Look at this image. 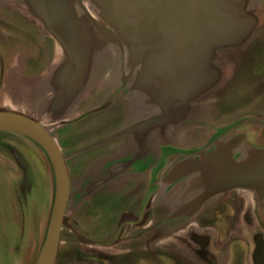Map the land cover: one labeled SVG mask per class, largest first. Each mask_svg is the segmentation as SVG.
<instances>
[{"label":"water","instance_id":"obj_1","mask_svg":"<svg viewBox=\"0 0 264 264\" xmlns=\"http://www.w3.org/2000/svg\"><path fill=\"white\" fill-rule=\"evenodd\" d=\"M25 2L60 44L66 79L43 119L1 110L0 132L23 134L49 158L55 175V194L36 264H57L70 174L50 127L60 123L84 89L92 56L110 45L125 53V65L136 72L135 88L163 111L160 117L145 122L148 131L168 125L179 115H187L191 103L220 78L219 70L213 66L216 53L242 46L253 34L258 20L247 11L249 0ZM187 176H193L190 191L201 192L192 204L194 210L208 199L232 190L250 191L264 200V147H254L243 136L218 139L209 153L204 151L181 161L160 183L167 187Z\"/></svg>","mask_w":264,"mask_h":264},{"label":"rangeland","instance_id":"obj_2","mask_svg":"<svg viewBox=\"0 0 264 264\" xmlns=\"http://www.w3.org/2000/svg\"><path fill=\"white\" fill-rule=\"evenodd\" d=\"M256 2L264 5V0H249L248 8L256 6ZM259 19L257 29L239 49L222 54L219 51L216 53L213 66L220 72V78L215 84L218 87L200 98L199 102H195L196 98L191 103L190 109L193 108L191 112L198 109L200 112L189 116L183 125L186 129L184 131L189 135L185 136L183 141L186 146H206L216 129H218L216 135L219 136L222 132L219 129L235 122L264 118V15L259 16ZM50 36L44 25L31 13L25 0H0V111L22 113L36 120L45 117L50 90L45 88L42 92L38 90L39 86L38 91L34 92V89L30 91V83L26 81H34L32 79L37 73L39 74L37 77L43 79L44 83L50 77L55 64L54 41ZM125 68L128 69V64ZM40 73L43 76H40ZM39 91L42 93L40 96ZM128 108L118 105L115 109L101 113L96 120L103 124L115 116L117 120L110 122L109 130L118 131L133 120L130 117L125 120ZM192 123L197 124L194 126ZM108 128L106 125L100 127V132L95 138L104 137ZM253 129H255L253 126H246L240 129L236 136L227 139L243 136L245 141L254 144V147L263 148L264 130L259 129L255 134L252 132ZM128 133L131 134V131L126 129V132H120L116 137H123ZM73 137L72 143H68L69 146H73L72 152L63 153L66 159L69 155L67 160L73 176L72 195L79 190L80 173L89 167L88 172L94 174L99 163V159L96 160L92 156V160L87 162L92 167L86 166L83 160L86 156L83 153L88 149L80 147L82 140H92L94 134L86 132L82 136L75 132ZM97 146L93 144L89 147ZM147 148L146 145L145 151ZM145 151L135 146L130 154L116 152L112 159L106 162L107 169L102 175L109 176L114 169L118 170V176L123 177L122 179L132 181L131 184L135 183L138 175L132 173L134 171L142 173L146 167L141 156L135 157ZM89 153L92 154L87 152L88 155ZM66 165L69 170L67 163ZM54 177L49 158L37 143L23 134L0 132V264H36L44 245L53 209ZM100 187L93 197L95 205L90 208V216L85 217L89 229L87 234L91 238H106L103 235V228L116 227L122 213L121 206L114 210L112 203L115 201L107 204L108 198L113 196L119 186L110 181L102 183ZM232 194L240 208L252 215L257 197L246 190L233 191ZM72 195L64 216L65 228L61 232L57 264H94L91 257L96 250L91 246L80 245L73 232L77 228L82 211L72 201ZM262 204L264 205V200ZM258 221L261 223L259 229L262 230L263 217ZM193 232L204 234L211 231L192 227L178 236L180 247L170 241H164L161 245L167 251L179 250V254L189 257L191 254L189 248L182 245L189 243L188 234ZM163 264L174 263L164 261Z\"/></svg>","mask_w":264,"mask_h":264},{"label":"flooded vegetation","instance_id":"obj_3","mask_svg":"<svg viewBox=\"0 0 264 264\" xmlns=\"http://www.w3.org/2000/svg\"><path fill=\"white\" fill-rule=\"evenodd\" d=\"M248 6L247 11L256 16L259 24V16L264 15V5L256 2V6H251V8H248ZM53 41L56 44L54 49L55 64L50 77L45 81L46 84L43 79L37 77L39 76L38 73L32 79L34 81H26L30 83V85L28 84L30 91L34 89V92L38 90L43 92L45 88H48L50 90V101L59 93V86L66 79L65 71H67L63 66L61 46L55 39ZM237 49L239 47L227 48L219 50V53L222 54ZM124 55L125 53L115 45L106 46L98 53L96 52L91 58L90 71L84 89L66 111L63 117L64 120L50 127L52 134L61 139L62 137L72 136L75 132L82 136L86 132L94 134L92 140H82L80 147H85L88 149L87 152H92V154L89 153L90 155L87 152L83 153L86 156L83 159L86 166L92 167L87 163L92 160V156L96 160L99 159V163L98 166L96 165L94 174L88 172L89 167H86L85 172L80 173L78 177L79 190L74 195L71 191V177L73 176L67 160L69 155L66 154L67 159H65L70 174L68 202H70L72 195V201L82 211L77 228L73 231L77 241L82 246H91L96 250L91 257L94 264H163L164 261L174 264H218L217 259L211 253L213 243L208 234H197V232L188 234L189 243L187 245L183 243L182 246L189 248V252H191L189 257L179 254V250L171 249L167 251L162 246L164 241H170L180 247L178 233L197 223L203 229L210 224L215 225L217 230L221 232L218 237L221 243L219 246H222V250L229 251L241 247V243L246 244V247L249 248L247 241L232 236V233L239 227L241 220L252 226L253 219H255L257 225L261 226L260 221H258L261 217L264 219V205L261 199L257 198L252 215L237 204L236 197L232 194L234 190L214 196L208 199L199 209L194 210L192 204L196 198L200 197L201 192L190 191L193 176L179 179L167 187L160 182L181 161L183 162L191 156L197 157L198 153L204 151L209 153L213 149L214 142L218 139L236 136L237 132L246 126H253L255 129L252 132L255 134L259 129L264 130V118H250L244 122H235L226 128L219 129L222 131L219 136L216 135V132H218V129H216L208 144L203 147L197 145L186 146L183 142L185 136H189L184 131L186 129L183 125L189 116L200 112L199 109L195 110L194 113L191 112L193 110L191 108L185 118L182 117V120L179 115V119L168 125L155 127L147 131L144 127L145 122L160 117L163 111L160 106L152 102L147 94L135 88L136 72L125 68ZM40 76H43V74L40 73ZM216 87L218 85L200 95L195 102H199L200 98L215 90ZM18 91H20V88ZM20 93L21 91L18 92V94ZM38 94L40 96L42 93L39 91ZM118 105L125 108L130 107L128 108L130 112L128 111L125 118V120L128 119L127 117L133 119L130 120L129 125L124 126L123 129L120 128L118 131L115 129L109 130L110 122L113 123L117 120V117L114 118L115 116L110 117L103 124L98 123L99 121L96 118L98 119L101 113L115 109ZM181 111H177V113H181ZM197 123L192 124L196 126ZM104 125L109 127L106 129L105 136L96 139V134L100 132V127ZM126 129L130 130L131 134L116 137L120 132H126ZM93 144L98 146L90 148L89 146ZM146 145L148 146L147 151H145ZM135 146L145 151L142 155L139 153L135 158L141 156L143 164L146 165L142 173L141 171L132 173L138 175L135 183L131 184L132 181L122 179L123 177L118 176V170L114 169L108 174L109 176L102 175L107 169L106 162L110 158L112 159L116 152L118 154L122 152L129 153ZM110 181L112 184L118 185L119 188H116L113 196L108 198L107 204L115 201V203H112L114 210L117 206H121L122 213H120L116 227L110 225L111 228H103V235L106 238H91L87 234L89 229L85 217L90 216V208L92 209L95 205L93 197L101 188L102 183ZM237 191L239 190L234 192ZM122 193L123 195H121ZM124 196L125 198H123ZM262 228L264 229V227ZM263 229H257L255 235L251 237L254 244L253 264H264Z\"/></svg>","mask_w":264,"mask_h":264},{"label":"crops","instance_id":"obj_4","mask_svg":"<svg viewBox=\"0 0 264 264\" xmlns=\"http://www.w3.org/2000/svg\"><path fill=\"white\" fill-rule=\"evenodd\" d=\"M53 47L54 48L56 47L55 43L53 44ZM50 103H51V101L49 100L48 106L50 105ZM48 106L46 107V113H47ZM30 118H32V117H30ZM33 119H35V118H33ZM63 120L64 119L62 118L61 121H63ZM51 134H52V132H51ZM53 136L58 141L57 143L59 144V147L61 148L62 153L66 152V151L70 152L72 150L73 146H69V144L72 143V141L74 140L73 139L74 138L73 135L69 136V137H62V139L59 138L58 136H55V135H53ZM239 191H241V190H239ZM239 191H237V192H239ZM67 206H68V204H67ZM192 227H197L198 229H201V230H204V231L205 230H210L211 231V232L204 233V234H208L210 236V238L212 239L213 245L211 247V251H212L211 253L217 259V263L218 264H253L252 253H253V249H254V244H253V242L251 240V237L253 235H255L257 229L259 230V226L257 225L256 220H254V223H253L252 226L247 225L246 223H244L241 220V223L239 224V227L236 228L235 231H233V233H232V236H236V237L242 239L243 241H247L250 247L247 248L246 244L241 243V247H236V248H233V249H231L229 251L228 250L227 251L222 250V248H221L222 246L221 247L219 246L221 243L219 242L218 235L221 232H219V230H217L215 225L210 224L209 226H206L203 229V227L199 226L197 223H194V225L188 226V228H186L181 233L186 232V230L191 229ZM244 230L246 232H244ZM181 233H178L177 237L179 235H181ZM197 234H200V233H197ZM246 236H248V238ZM222 240H224V238H222Z\"/></svg>","mask_w":264,"mask_h":264}]
</instances>
